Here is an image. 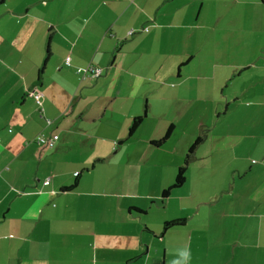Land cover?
Returning a JSON list of instances; mask_svg holds the SVG:
<instances>
[{
    "label": "crops",
    "instance_id": "crops-1",
    "mask_svg": "<svg viewBox=\"0 0 264 264\" xmlns=\"http://www.w3.org/2000/svg\"><path fill=\"white\" fill-rule=\"evenodd\" d=\"M263 6L0 0V264H264Z\"/></svg>",
    "mask_w": 264,
    "mask_h": 264
},
{
    "label": "trees",
    "instance_id": "trees-1",
    "mask_svg": "<svg viewBox=\"0 0 264 264\" xmlns=\"http://www.w3.org/2000/svg\"><path fill=\"white\" fill-rule=\"evenodd\" d=\"M144 114L143 115H139L135 118H133V120L130 123L129 126V134L131 135L136 128L138 127V125L140 124L141 120L143 119ZM171 130H172V125H169L168 128L166 129V132L164 134V136H162L161 138H159L158 140L152 142L155 145H162L168 138V136H170L171 134ZM204 137H206V130L203 128L201 130V132L198 134L197 137H195L193 143L191 144V146L188 148L186 154H185V158L184 161L182 163L181 166L177 167L176 170V174H175V178L174 181H172V183L166 187L165 189H163L162 193H161V198H165L169 195L171 189H175L178 188L182 185V183L185 181V171H186V167H188V163H190L192 156H193V152H195L196 147L199 145V143L204 139ZM75 183L70 187L73 188L75 187ZM67 189V187H66ZM137 211H140L139 209ZM184 223V220L182 218H177L174 220H167L164 222L163 226H162V231L160 234H162L166 229H168L169 227H175V226H180Z\"/></svg>",
    "mask_w": 264,
    "mask_h": 264
},
{
    "label": "built area",
    "instance_id": "built-area-1",
    "mask_svg": "<svg viewBox=\"0 0 264 264\" xmlns=\"http://www.w3.org/2000/svg\"><path fill=\"white\" fill-rule=\"evenodd\" d=\"M133 29L129 30L128 33H132ZM69 56L64 58V63L66 65H69ZM76 72L79 74V76L83 79L85 77H91L95 78L98 77L102 73V68L98 66H94L92 64H86L84 66H80L76 68ZM27 94L31 97H33L36 100L37 104H40L41 102V92L37 88L30 89ZM48 121V120H47ZM36 143L40 144L42 147H52L56 141H57V135L51 134L48 137L45 136H37L35 139ZM48 181V178L44 180V184H46Z\"/></svg>",
    "mask_w": 264,
    "mask_h": 264
},
{
    "label": "rangeland",
    "instance_id": "rangeland-1",
    "mask_svg": "<svg viewBox=\"0 0 264 264\" xmlns=\"http://www.w3.org/2000/svg\"><path fill=\"white\" fill-rule=\"evenodd\" d=\"M263 7H264V6H263ZM261 24H262V23H260V26H261ZM101 74H103V71H102V73H101ZM170 202H173V201L171 200Z\"/></svg>",
    "mask_w": 264,
    "mask_h": 264
}]
</instances>
